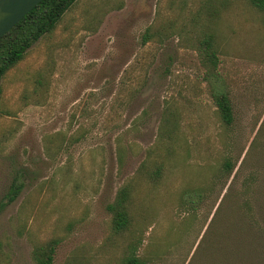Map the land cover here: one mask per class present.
Instances as JSON below:
<instances>
[{
  "label": "rangeland",
  "instance_id": "rangeland-1",
  "mask_svg": "<svg viewBox=\"0 0 264 264\" xmlns=\"http://www.w3.org/2000/svg\"><path fill=\"white\" fill-rule=\"evenodd\" d=\"M123 185L130 225L113 233ZM0 209V264H36L52 240L51 264H264V14L76 0L0 81Z\"/></svg>",
  "mask_w": 264,
  "mask_h": 264
},
{
  "label": "trees",
  "instance_id": "trees-1",
  "mask_svg": "<svg viewBox=\"0 0 264 264\" xmlns=\"http://www.w3.org/2000/svg\"><path fill=\"white\" fill-rule=\"evenodd\" d=\"M250 6L264 14V0H246ZM76 0H41L34 8L24 15L10 30L0 37V81L7 71L12 69L25 56L29 48L41 37L51 33L61 17L68 11ZM148 34L142 36V43L148 40ZM200 62L210 72L217 64L216 49L213 45L211 33H206L197 42ZM214 104L223 124L231 122V109L225 94L213 96ZM156 169L154 177L158 174ZM19 191V186L11 187L7 201L11 202ZM129 188L120 187L112 204L106 207L109 212L110 229L113 233L126 231L130 225L127 205ZM1 210V209H0ZM54 240L40 247L35 254L36 264H51L54 251ZM122 264H145L134 254L123 259Z\"/></svg>",
  "mask_w": 264,
  "mask_h": 264
},
{
  "label": "water",
  "instance_id": "water-1",
  "mask_svg": "<svg viewBox=\"0 0 264 264\" xmlns=\"http://www.w3.org/2000/svg\"><path fill=\"white\" fill-rule=\"evenodd\" d=\"M41 0H0V37Z\"/></svg>",
  "mask_w": 264,
  "mask_h": 264
}]
</instances>
